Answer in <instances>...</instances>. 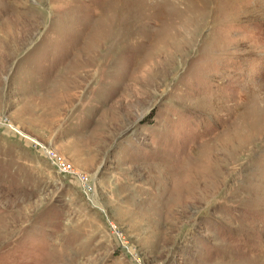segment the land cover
<instances>
[{"label":"rangeland","instance_id":"rangeland-1","mask_svg":"<svg viewBox=\"0 0 264 264\" xmlns=\"http://www.w3.org/2000/svg\"><path fill=\"white\" fill-rule=\"evenodd\" d=\"M0 264H264V0H0Z\"/></svg>","mask_w":264,"mask_h":264},{"label":"built area","instance_id":"built-area-1","mask_svg":"<svg viewBox=\"0 0 264 264\" xmlns=\"http://www.w3.org/2000/svg\"><path fill=\"white\" fill-rule=\"evenodd\" d=\"M47 149H49V148H47ZM47 154L52 159V161L54 162L55 166L57 167V169L60 172L65 173V174H71V173H75L76 172L74 170V168L64 159L63 156H60L59 154H57L54 151H51L50 149L48 150ZM80 179L86 181L87 177L86 176H82Z\"/></svg>","mask_w":264,"mask_h":264}]
</instances>
